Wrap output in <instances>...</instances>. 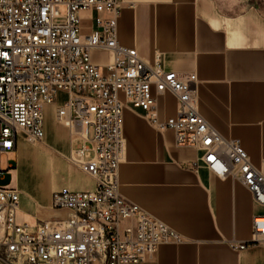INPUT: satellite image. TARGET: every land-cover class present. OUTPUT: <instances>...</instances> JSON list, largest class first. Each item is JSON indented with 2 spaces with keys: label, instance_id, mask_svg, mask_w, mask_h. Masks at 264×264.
<instances>
[{
  "label": "built area",
  "instance_id": "1",
  "mask_svg": "<svg viewBox=\"0 0 264 264\" xmlns=\"http://www.w3.org/2000/svg\"><path fill=\"white\" fill-rule=\"evenodd\" d=\"M126 6L133 3L0 0V177L13 168L7 162L3 169L1 156L22 140H42L46 107L54 105L55 120L69 130V159L95 180L93 189L53 190L50 208L60 214L33 224L18 218V188L0 184V259L7 264H146L161 244L185 240L119 192L126 105L157 130L173 129L176 145L198 148L213 174L240 182L264 207V159L253 163L238 139L222 136L199 113L195 73L165 70L159 54L147 63L119 42ZM82 12L91 19L85 33ZM95 49L111 59L94 64ZM166 92L177 110L160 119L156 95ZM254 245L264 246V212L253 215L248 239L230 242L237 250Z\"/></svg>",
  "mask_w": 264,
  "mask_h": 264
},
{
  "label": "crops",
  "instance_id": "2",
  "mask_svg": "<svg viewBox=\"0 0 264 264\" xmlns=\"http://www.w3.org/2000/svg\"><path fill=\"white\" fill-rule=\"evenodd\" d=\"M127 1L133 6L121 11L119 42L135 47L147 63L159 54L165 70L195 73L199 113L222 136L238 139L251 161L260 164L264 159V2ZM89 17V12L81 13L84 33L90 29ZM91 59L101 66L111 53L95 49ZM151 91L155 94L153 86ZM156 108L160 119L173 116L176 98L169 92L156 95ZM53 110L54 105L46 107L45 128ZM52 130L59 148L58 127L52 125ZM122 134L126 150L118 172L121 196L185 238L181 243L161 244L146 264H264V246L242 250L230 246L231 241L248 239L253 215L264 212L240 182L213 174L201 162L198 148L176 145L173 129L157 130L141 109L124 106ZM21 144L14 151L18 162L12 186L16 188L42 158L25 145L18 154ZM39 176L38 189L44 193L48 189L44 165ZM66 176L80 182L78 188L69 184L71 189L95 186L90 175L66 172ZM57 188L46 193L49 204L43 212L20 192L18 218L33 224L60 214L50 208L51 193Z\"/></svg>",
  "mask_w": 264,
  "mask_h": 264
},
{
  "label": "rangeland",
  "instance_id": "3",
  "mask_svg": "<svg viewBox=\"0 0 264 264\" xmlns=\"http://www.w3.org/2000/svg\"><path fill=\"white\" fill-rule=\"evenodd\" d=\"M259 3H263L264 0H258ZM65 8L61 7L60 12L64 13ZM102 71V69H101ZM54 110L49 118V121L46 119V128H45V136L42 140L31 143L25 140L23 144L18 149V154L22 147H30L36 153L40 154L42 158L36 160L33 165V168L28 172L24 173L20 181L18 182V190L21 193H24V196L27 202H32L35 204L36 210L38 212H43L46 210L48 206V201H46V193L51 192L52 189L61 187V186H69V184H74L72 187H80V182L75 184L72 180H70L66 176V172H71L72 174H88L81 171L78 166L69 159V130L61 123H57L54 120ZM52 125L58 127V135L61 139V146L56 148L54 141V132L52 130ZM2 168L5 169L7 166V162H10L14 169H10L7 172L2 173L0 177L1 185H12L15 181V169L17 168L16 161L17 155L16 152H11L7 155L1 156ZM42 165L45 166L46 171V181L48 184V189L41 193L39 191V175L40 168ZM25 219L28 221H33L28 216H25ZM0 264H7L5 261L0 259Z\"/></svg>",
  "mask_w": 264,
  "mask_h": 264
},
{
  "label": "bare ground",
  "instance_id": "4",
  "mask_svg": "<svg viewBox=\"0 0 264 264\" xmlns=\"http://www.w3.org/2000/svg\"><path fill=\"white\" fill-rule=\"evenodd\" d=\"M94 264H97V263H94Z\"/></svg>",
  "mask_w": 264,
  "mask_h": 264
}]
</instances>
